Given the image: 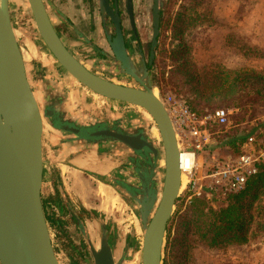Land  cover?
Segmentation results:
<instances>
[{"label": "water", "instance_id": "water-1", "mask_svg": "<svg viewBox=\"0 0 264 264\" xmlns=\"http://www.w3.org/2000/svg\"><path fill=\"white\" fill-rule=\"evenodd\" d=\"M26 1L46 47L79 84L102 98L140 109L156 124L164 158L148 133L146 121L127 127L121 119L110 123L78 115L74 125L64 123V126L78 138L77 141L101 144L104 140L116 144L117 156L126 151L134 153L136 157L130 159L128 180L112 179L108 186L129 196L136 205L143 231L142 264H165L167 232L182 191L183 174L177 132L163 101L155 93L150 69L143 58L141 63L134 60L138 56L134 43L131 52L126 47L120 17L109 8L108 0H100V4L104 18L108 13L116 27L114 41L109 36L114 67L100 69L96 66V73L66 48L44 1ZM163 4V0L160 3L156 0L153 9L150 67L159 44ZM127 13L135 35L131 0H128ZM101 71L114 76L110 74L104 78ZM121 79L124 82H119ZM43 102L46 104L43 106L45 116L52 117L53 102L50 105L48 101ZM43 135V115L28 79L22 45L12 24L10 0H0V264H60L43 204ZM162 161L165 162L163 166ZM121 173L126 175L124 171ZM134 173L138 179L136 184L133 183ZM93 257L96 264H115L107 237H104L100 251L93 250Z\"/></svg>", "mask_w": 264, "mask_h": 264}, {"label": "rangeland", "instance_id": "rangeland-1", "mask_svg": "<svg viewBox=\"0 0 264 264\" xmlns=\"http://www.w3.org/2000/svg\"><path fill=\"white\" fill-rule=\"evenodd\" d=\"M163 2L165 10L163 23L166 25L160 33L156 58L151 69L156 93L161 99L169 94L175 95L186 101L192 110L194 109L201 116L222 109L233 112L229 116L227 125L212 126L210 144L204 153H196L192 171L183 173V189L176 203L173 215L175 217L179 205L183 204L182 212H185L196 197L195 193L202 190L203 195L205 189H207V197L214 201L215 207L223 206L225 195L217 188L213 192L209 191L211 181L208 177L211 175V170L217 166L218 161L222 164L229 158H235V154L227 148L219 151H214V149L222 141L231 140L233 136H256L254 132L251 133L254 128L264 131V101H260L257 96L252 98L239 96L237 90L230 92L229 89H226L219 92L214 88L212 92L204 86L205 79H211L212 73L215 75L241 69L264 72V0H203V5L199 11L204 15L194 22H192V18L195 16L193 14L195 0H163ZM135 3L136 31L139 39L144 42L147 53H149L153 35V3L152 0H135ZM11 7L15 23L23 22V24L22 22L16 24L15 32L18 41L25 50L24 56L31 72L40 59L44 58L47 51L31 21L27 1L11 0ZM125 29L130 45L134 43L135 47H138L139 41L127 19L125 20ZM27 36L36 37L34 38L36 47L32 48V45H28L31 51L26 47ZM241 39L244 43L254 47L247 55L239 48V40ZM102 44L106 46L105 42ZM178 50L182 51V55L177 53ZM91 56L94 57V61H98L100 55L97 52H92ZM48 57L50 56L48 55ZM90 64L88 68L92 70ZM52 68L53 71H56L54 67ZM100 69L108 68L101 65ZM181 69H186L187 73ZM50 71L52 72L51 69ZM104 72L108 76L112 74L108 71ZM52 73L56 79L60 77L58 73ZM112 75L114 76V74ZM62 78L64 88H62V94L71 100L67 101V105H69L70 108H68L72 115L75 117L82 116L85 112L89 115V117L87 116L89 119L101 120V117L109 118L110 121L121 119L125 121L127 127L142 125L146 121L148 133L160 149L162 158H164L160 133L147 113L127 104L102 98L65 73ZM41 103L44 102L41 101ZM81 118L88 119L86 117ZM239 129H242L241 132ZM163 165L165 162H162ZM101 189L103 190L99 194V205L105 213L101 214L109 221L112 219V223L119 228L118 232L122 239L126 237L125 235H130L131 242L141 247L143 231L135 203L131 202L130 207H128L118 198L114 199L110 190H106L103 186ZM195 189L198 191L195 192ZM113 219H116L117 222ZM127 219L129 221L125 223L124 221ZM174 234L175 227H173V236ZM53 240L55 243L57 242L54 237ZM167 243L168 239L166 238L165 261L168 258ZM263 251L264 233L250 241L248 245L233 246L227 251L207 249L195 237H192L188 240L182 253V264H233L235 262V264H249L250 258L259 252L260 255L264 254ZM129 257L127 264H142L141 248L135 253L131 251ZM174 260H177V256H174Z\"/></svg>", "mask_w": 264, "mask_h": 264}, {"label": "flooded vegetation", "instance_id": "flooded-vegetation-1", "mask_svg": "<svg viewBox=\"0 0 264 264\" xmlns=\"http://www.w3.org/2000/svg\"><path fill=\"white\" fill-rule=\"evenodd\" d=\"M43 1L51 22L62 42L79 61H81L87 67H89L88 65L91 63V71L94 73L98 72L95 70L96 66L101 67V65H103L107 68L113 69L114 56L112 53L109 36L111 37V41H114L117 35L116 27L108 13L104 18L101 10L100 0ZM157 1L159 3L162 2V0ZM152 3L153 22V9L156 4V0H152ZM108 4L109 8L114 12V14L118 13L120 17V24L125 45L130 51L131 45L127 36V31L125 29V20L127 19L130 23L127 13L128 0H108ZM131 5L134 16V24L136 26L135 0H131ZM164 11L163 4L161 11V21L162 17L164 16ZM10 14L14 30H16V24H21L22 21L20 23H15L12 15L11 0ZM30 18L38 32V36L45 45L33 17L31 16ZM136 34L135 36L138 39L139 44L136 49L138 56H133L134 60H137V63H141V58H143L151 73V69L153 68L155 62L154 59L153 66L150 67L151 45L149 53H147L144 42L139 39L137 31ZM34 38L36 37H26V47H28L29 51H31L30 47L28 46L29 44L32 45V48L36 47ZM102 42H105L106 46H104ZM45 49L47 53L44 55V58L40 59L39 63L35 65V68L32 69L31 72L28 68L26 59L25 63L28 79L32 91L39 102L44 120V162L45 154L47 152L49 154V151L53 155V160L54 158L56 159L52 165H47V168H45L42 196L52 240L54 237L57 241L55 243L53 240L57 257L60 261V264H96L93 257V250L95 249L96 251H100L104 237H107L109 246L112 250V255L115 260L114 263L127 264L126 261H128L130 258V252L133 251L135 253L138 251L139 246H137L136 243L131 242L130 235H125V238H121L118 232L119 228L112 223V219L109 221L105 216L102 215L105 213H103L104 211L100 208L101 205H99L98 199L93 201L91 204L93 208H88L86 207V204L88 203L85 204L80 196L76 194L72 195L67 190L62 172L58 168L59 162H57V160L62 154L60 150L69 151L70 156H73L71 155V152L77 151L72 149L71 146L73 145L72 143L77 142L78 138H76L74 134L67 132V129L64 126V123L68 124L69 126L74 125V120L76 121V117L75 115L71 114L72 112L69 110L70 107L67 105V101L71 100H69V97H66L64 94H62L63 74L65 73L72 79L74 78L59 64L57 59L52 55L46 45ZM22 51L25 50L22 48ZM92 52L99 53L100 56H98V61H94V57L91 56ZM48 55L50 57H48ZM100 63L102 64L100 65ZM52 67H54L56 71H53ZM50 69L52 72L58 73L61 78L58 77L59 79H56ZM100 73L104 78L109 77L104 71ZM41 101H48L49 105L51 102H53V110L50 108V111H53L52 117L45 116L43 106L46 104L41 103ZM83 115L89 117V115L85 112ZM100 119V121H106L110 123L112 122L108 120L109 118L101 117ZM58 126H61V129L58 128ZM103 141L101 144L98 142L88 143L87 141H78L81 143L84 142L82 143L84 146L91 147V149L96 150L101 163L100 165L102 166L100 167L99 174L97 175L98 180L107 185L109 184L108 181H111L112 179L128 180V177L126 176L129 173L128 169L130 170L131 165L130 159L134 156V153L126 151L117 156L116 152L114 151L116 144L113 145ZM58 143L59 146H56ZM122 155L123 157H121ZM152 156L153 155H151L150 158H152ZM140 161L143 162L144 165L146 164L149 166V164L144 159L140 158ZM66 163L71 164V159L67 160ZM121 171H124L126 175H123ZM134 176L135 180H133V183L136 184L138 182L137 174L134 173ZM139 179L141 181L140 177ZM112 194L114 198H118L128 207H130L131 202H133L129 196L125 197L124 194H120L118 191L112 190ZM113 220L117 222L116 219ZM128 221L129 220L127 219L124 222L127 223Z\"/></svg>", "mask_w": 264, "mask_h": 264}, {"label": "trees", "instance_id": "trees-1", "mask_svg": "<svg viewBox=\"0 0 264 264\" xmlns=\"http://www.w3.org/2000/svg\"><path fill=\"white\" fill-rule=\"evenodd\" d=\"M195 2L193 7L195 16L192 22L204 15L199 11L203 0H195ZM165 25L162 17L161 32ZM239 48L247 55L254 47L241 39ZM177 53L182 55L181 50ZM181 70L187 73L186 69ZM212 74L211 79L206 78L204 84L205 88H209L212 92L214 88L219 92L226 89L230 92L237 90L239 96L248 98L257 96L260 101H264V72L241 69ZM241 130L239 129L240 132ZM260 130L254 128L251 132L256 134L257 149L261 147L264 138V131ZM248 138L249 136H233L231 140L222 141L214 151L227 148L232 150L235 157H240L245 152L244 145L248 142ZM206 191L207 189L201 197H195L185 212H182L183 204L179 205L168 229V258L165 264H182V253L192 237L207 249L227 251L233 246L248 245L250 241L264 233V163L258 165V174L249 179L243 191L224 196V205L221 207L213 205L214 201L207 197ZM173 227L176 234L174 236ZM174 256H177V260H174Z\"/></svg>", "mask_w": 264, "mask_h": 264}, {"label": "built area", "instance_id": "built-area-1", "mask_svg": "<svg viewBox=\"0 0 264 264\" xmlns=\"http://www.w3.org/2000/svg\"><path fill=\"white\" fill-rule=\"evenodd\" d=\"M173 121L177 132L181 152L191 155L193 167L196 153H204L212 139L213 125L224 126L229 123L232 111L218 110L212 114L201 116L188 103L175 95L169 94L161 99ZM257 137L251 136L244 145V154L240 157L229 158L224 163L217 162L208 179L211 181L209 191L217 188L224 195L243 191L251 177L258 174V165L264 163V138L259 149L256 148ZM193 169V168H192ZM190 170V172L192 171ZM195 192L198 190H194ZM202 196V190L195 193Z\"/></svg>", "mask_w": 264, "mask_h": 264}, {"label": "crops", "instance_id": "crops-1", "mask_svg": "<svg viewBox=\"0 0 264 264\" xmlns=\"http://www.w3.org/2000/svg\"><path fill=\"white\" fill-rule=\"evenodd\" d=\"M72 144L73 145L71 148L77 151L71 152V155L73 156H70L69 151L60 150L62 154L57 160V162H59L58 168L62 172L67 190L72 195L76 194L80 196L85 204L88 203L86 204V207L93 208L91 205L93 201L100 199L99 194L100 191L103 190L101 189V186L105 187L106 190H110L111 192L113 188H110V186L105 185L98 180L97 175L99 174L100 167L102 166L100 165L101 163L96 150L91 149V147L84 146L78 141ZM56 146H59V143L56 144ZM69 159H71V164L66 163ZM55 160V158L53 160V155L51 152L49 151V154L47 152L45 154V168H47V165H52ZM259 253H257L255 256L252 255L253 257L250 258L249 264H264V254L261 253L262 255H260Z\"/></svg>", "mask_w": 264, "mask_h": 264}, {"label": "bare ground", "instance_id": "bare-ground-1", "mask_svg": "<svg viewBox=\"0 0 264 264\" xmlns=\"http://www.w3.org/2000/svg\"><path fill=\"white\" fill-rule=\"evenodd\" d=\"M22 52L24 55V51H22ZM24 58H25V56H24ZM162 162H164V161H162ZM161 165H162V163H161ZM180 165H181L182 174L185 172H189L193 168L192 156L185 154L184 152H180ZM182 189H183V175H182Z\"/></svg>", "mask_w": 264, "mask_h": 264}]
</instances>
